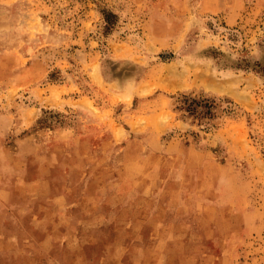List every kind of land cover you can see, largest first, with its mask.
I'll list each match as a JSON object with an SVG mask.
<instances>
[{
  "label": "rangeland",
  "instance_id": "obj_1",
  "mask_svg": "<svg viewBox=\"0 0 264 264\" xmlns=\"http://www.w3.org/2000/svg\"><path fill=\"white\" fill-rule=\"evenodd\" d=\"M0 143L52 163L42 184L40 161L0 168L21 241L66 193L89 209L61 229L118 204L140 264H264V0H0ZM112 225L76 230L68 259L119 264ZM32 246L22 264L50 258Z\"/></svg>",
  "mask_w": 264,
  "mask_h": 264
},
{
  "label": "crops",
  "instance_id": "obj_2",
  "mask_svg": "<svg viewBox=\"0 0 264 264\" xmlns=\"http://www.w3.org/2000/svg\"><path fill=\"white\" fill-rule=\"evenodd\" d=\"M24 141L27 142V139ZM126 151L124 152L123 156L126 155L127 153ZM9 153L12 154L13 156H17V157L21 156L20 162H15L13 165L17 168L22 167V169L25 172L28 170V168L30 169L31 160L40 161L39 162L40 167H38L37 174H36V182L39 184H42V183H46L47 181H49L48 177H49V173L52 171V163L50 160H47L44 158L45 155H43V152L40 149H37L36 146H33L32 149H28V150L20 147L18 150L10 151L8 150V148L4 147L0 143V164L2 165L0 168H3V164L6 163L7 156L13 157ZM8 161L11 162L10 158L7 160V162ZM47 162L51 165V167L46 170H42V168L45 167V164ZM2 174L3 175H0V190L4 191V189H7L9 187L6 186L7 183L4 180L6 174L3 171H2ZM22 175L24 176L25 173H21L19 176H22ZM21 179H23V181ZM42 179H44V181ZM25 180L26 178L25 179L20 178L18 180L15 179L13 183H17L18 185L20 182H25ZM65 194L66 193H63L62 195L58 197L57 199L58 203L56 204V211L47 213L45 215H41L39 212H37L36 217H37V220L40 221L42 225L43 233L40 234L39 231L33 229V231H31V234L30 232L29 234L30 235L38 234L39 236L37 235L32 238L26 237L21 241L19 236L25 234L23 230L17 229L16 227L10 228L8 224L4 223V221H0V244H1L0 254L9 253L10 255V257L8 255V260H5L3 257L0 256V264H4V262H7L8 264H22L20 260L23 257V253H28V254L33 253V256H35L34 247L32 245H35L36 248H39L41 250V253L43 252V253L49 254L48 256L50 258L46 260L45 262L49 261L52 264H81L80 262H77L75 260L68 259V256L69 255L72 256V254H74V250L75 251L78 250L77 247H79V245H76V248H75V238L76 236L78 237V235L76 234V230L77 231L79 230L78 232L80 233L82 230H86L89 232L91 230H94L98 233L100 231L99 230L100 228H97V227L102 225L103 222L106 221V219H108L109 221H113L112 227H113L114 235L116 237H119L116 239V244L112 249L114 254L119 253V257H120L119 264H123L122 253L130 254V259H128V261L126 260L127 264H140L142 262V256H141L142 252L137 247V245H135V242L128 244L127 241H124L121 239V233L123 231L120 229L118 220L120 218L122 208L118 204L113 206L112 208V211L116 212V216L114 215L113 217L110 213L108 216L103 218L102 222L98 224L96 227L85 225L84 223L81 222V220H84V218H80L78 219L77 223L71 222L67 230L61 229L62 222L60 219H61L62 213H67L78 205L85 206L89 209V205L87 203H79V201H77L76 203L72 201L69 202L67 196L66 197L64 196ZM64 197L65 199H62ZM98 205H99V202L97 206ZM97 206H95L94 208H96ZM10 208L11 207L9 205L7 209L10 211L11 210ZM94 208L90 210H93ZM58 210H60L61 212L59 213ZM69 219H72V218H69ZM51 222H55V223L52 224ZM130 225H131V220L129 222V226ZM9 235L16 236V237L11 238ZM78 239H81V235ZM59 242L61 243V250L65 253L64 260L62 261H57L56 259H54L52 257L53 252H50L51 249H54L57 246H59L57 245ZM84 243H85V240L83 244ZM14 256L16 258H14ZM28 256H30V254ZM37 257L39 259H36V260L40 261L41 262L40 264H46L43 260L40 259V254H38ZM28 259L31 261V263L36 261V260L35 261L31 260V258H28Z\"/></svg>",
  "mask_w": 264,
  "mask_h": 264
},
{
  "label": "trees",
  "instance_id": "obj_3",
  "mask_svg": "<svg viewBox=\"0 0 264 264\" xmlns=\"http://www.w3.org/2000/svg\"><path fill=\"white\" fill-rule=\"evenodd\" d=\"M182 102H183V106H181V108L185 109L186 111L193 113L196 110V108L193 106V104L186 105L187 100H182Z\"/></svg>",
  "mask_w": 264,
  "mask_h": 264
}]
</instances>
